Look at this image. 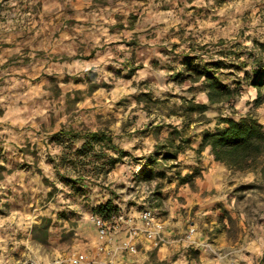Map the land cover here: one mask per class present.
Wrapping results in <instances>:
<instances>
[{
    "label": "rangeland",
    "instance_id": "rangeland-1",
    "mask_svg": "<svg viewBox=\"0 0 264 264\" xmlns=\"http://www.w3.org/2000/svg\"><path fill=\"white\" fill-rule=\"evenodd\" d=\"M259 64L264 0H0V264H264V153L237 170L199 145L264 127ZM194 66L233 97L211 105Z\"/></svg>",
    "mask_w": 264,
    "mask_h": 264
},
{
    "label": "trees",
    "instance_id": "trees-1",
    "mask_svg": "<svg viewBox=\"0 0 264 264\" xmlns=\"http://www.w3.org/2000/svg\"><path fill=\"white\" fill-rule=\"evenodd\" d=\"M192 71L197 80L205 78L208 83L207 97L211 105L223 103L233 97L234 91L222 82L215 71L207 66L202 69L194 66ZM253 86L258 92L257 100H259L261 90L264 88V64H259L253 71ZM88 137L86 146H90L94 142L107 145L110 151L118 150L112 146L111 139L104 134L92 133ZM201 147H209L216 162L225 164L232 169L246 170L264 153V127L251 117L243 118L238 122L228 120L223 130L216 133L207 132ZM118 162V159H112L111 163L116 165ZM150 177L152 179V175ZM98 212L104 219L109 220L116 214L117 208L108 202L100 206Z\"/></svg>",
    "mask_w": 264,
    "mask_h": 264
},
{
    "label": "built area",
    "instance_id": "built-area-1",
    "mask_svg": "<svg viewBox=\"0 0 264 264\" xmlns=\"http://www.w3.org/2000/svg\"><path fill=\"white\" fill-rule=\"evenodd\" d=\"M142 219L151 227L148 232L151 238H156L160 233L162 226L156 221L155 216L150 210H145L142 213ZM94 224L98 229L100 236L103 238L108 235V224L102 217L94 218ZM18 264H86V258L84 255H77L65 260L63 258H55L47 262H40L34 259H27L19 262Z\"/></svg>",
    "mask_w": 264,
    "mask_h": 264
},
{
    "label": "crops",
    "instance_id": "crops-1",
    "mask_svg": "<svg viewBox=\"0 0 264 264\" xmlns=\"http://www.w3.org/2000/svg\"><path fill=\"white\" fill-rule=\"evenodd\" d=\"M199 145H202V141H200L199 142ZM206 151H210V149L209 148H207V149H205ZM219 170V169H218ZM203 173V176H204V182H200L201 184H200V187H202V189H204V191L207 189V187L209 188V190L210 189H214V187H217V188H219L220 187V185L218 184V181L216 180V181H214V179L216 178V179H218L217 177H219V175H223V174H219V173H217L216 172V168H213V167H209L206 171H205V169H204V171L202 172ZM202 181V180H201ZM221 189H223V188H221ZM221 192H222V190H221ZM203 193V190L201 191V193L200 194H198V196L200 195L201 196V194ZM200 196H199V200H201L200 199ZM58 257H61V256H58ZM55 258V257H54ZM51 259H53V258H51Z\"/></svg>",
    "mask_w": 264,
    "mask_h": 264
}]
</instances>
